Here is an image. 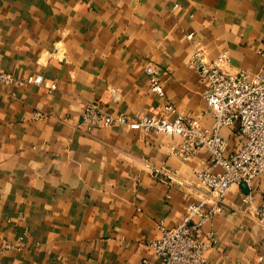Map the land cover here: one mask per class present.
Segmentation results:
<instances>
[{
    "label": "crops",
    "instance_id": "obj_1",
    "mask_svg": "<svg viewBox=\"0 0 264 264\" xmlns=\"http://www.w3.org/2000/svg\"><path fill=\"white\" fill-rule=\"evenodd\" d=\"M194 33L190 38L189 34ZM222 53L252 78L264 70V0H0V70L43 74L57 83L0 86V264H161L149 242L158 225L182 222L204 195L195 171L202 149L172 153L178 134L111 125L87 129L85 105L131 118L173 102L186 117L214 124L205 84L189 67L196 49ZM160 71L167 99L150 90L146 66ZM111 87L120 99L106 96ZM238 125L224 127L229 152ZM147 164L176 169L188 183L168 186ZM245 195L251 201L245 202ZM264 172L230 189L222 212L203 227L215 242L207 264H264Z\"/></svg>",
    "mask_w": 264,
    "mask_h": 264
},
{
    "label": "built area",
    "instance_id": "obj_2",
    "mask_svg": "<svg viewBox=\"0 0 264 264\" xmlns=\"http://www.w3.org/2000/svg\"><path fill=\"white\" fill-rule=\"evenodd\" d=\"M193 35L190 33L189 37ZM189 67L205 84L204 98L214 115V124L210 127L203 125L198 117H186L169 100L156 110L131 118L125 113H112L100 98L87 103L81 116L82 125L89 130L120 125L147 132L178 134L183 143L171 146V150L184 160L202 149L210 151L208 166L195 171L197 186L204 197L187 205L178 225L169 228L160 223V237L149 242L153 255L161 259V264H207L206 252L215 237L210 233L208 238H203L204 225L223 211L232 186L248 185L264 172V70L252 78L246 70L232 69L227 53L210 60L201 48L191 55ZM146 72L151 92L167 99L159 69L149 64ZM8 85H36L49 91L57 89V83L47 80L43 74L19 77L0 70V86ZM106 96L112 102L120 99L115 87H111ZM235 125H238V145L229 152V139L221 134V130ZM147 167L153 178L168 186L188 185L176 169L167 165L147 164ZM244 201L250 202V195H245ZM260 221L264 224V212H261ZM11 247L14 246L0 247V253ZM152 263V258L144 257L137 264Z\"/></svg>",
    "mask_w": 264,
    "mask_h": 264
}]
</instances>
